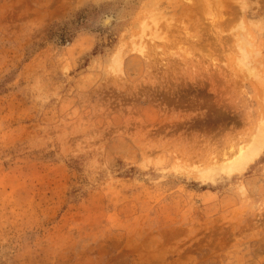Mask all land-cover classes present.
<instances>
[{
  "label": "rangeland",
  "instance_id": "374dc122",
  "mask_svg": "<svg viewBox=\"0 0 264 264\" xmlns=\"http://www.w3.org/2000/svg\"><path fill=\"white\" fill-rule=\"evenodd\" d=\"M0 264H264V0H0Z\"/></svg>",
  "mask_w": 264,
  "mask_h": 264
},
{
  "label": "bare ground",
  "instance_id": "6f19581e",
  "mask_svg": "<svg viewBox=\"0 0 264 264\" xmlns=\"http://www.w3.org/2000/svg\"><path fill=\"white\" fill-rule=\"evenodd\" d=\"M118 64V63H117ZM119 65V64H118ZM120 67V66H119ZM117 67V68H119ZM245 156V153L244 154H241V150L239 151V155L237 156L235 162L238 163V162H243L245 160V158L243 159V157ZM235 163V164H236ZM231 168V167H230ZM232 169V168H231Z\"/></svg>",
  "mask_w": 264,
  "mask_h": 264
}]
</instances>
